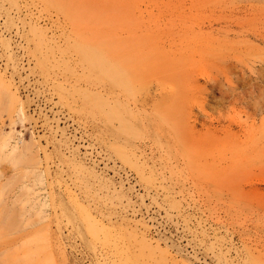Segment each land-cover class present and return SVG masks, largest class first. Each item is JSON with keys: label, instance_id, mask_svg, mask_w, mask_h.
Returning a JSON list of instances; mask_svg holds the SVG:
<instances>
[{"label": "rangeland", "instance_id": "374dc122", "mask_svg": "<svg viewBox=\"0 0 264 264\" xmlns=\"http://www.w3.org/2000/svg\"><path fill=\"white\" fill-rule=\"evenodd\" d=\"M5 89L0 264H264V0H0Z\"/></svg>", "mask_w": 264, "mask_h": 264}, {"label": "bare ground", "instance_id": "6f19581e", "mask_svg": "<svg viewBox=\"0 0 264 264\" xmlns=\"http://www.w3.org/2000/svg\"><path fill=\"white\" fill-rule=\"evenodd\" d=\"M6 101H9V91L4 90L1 94L0 92V107L2 104L6 103ZM13 138V133H1L0 132V158L9 160L13 165L21 162L23 166H25V173L28 174L27 167L34 165L35 162L29 158V151L31 149L30 143H23L21 147H18V145H11V140ZM253 259L250 257L248 258V261H252ZM225 264V262H224ZM245 264H248L245 262ZM263 264V263H260Z\"/></svg>", "mask_w": 264, "mask_h": 264}]
</instances>
